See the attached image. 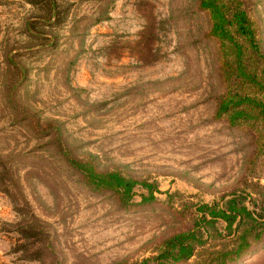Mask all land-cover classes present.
I'll use <instances>...</instances> for the list:
<instances>
[{"label":"rangeland","instance_id":"374dc122","mask_svg":"<svg viewBox=\"0 0 264 264\" xmlns=\"http://www.w3.org/2000/svg\"><path fill=\"white\" fill-rule=\"evenodd\" d=\"M242 3L264 54V0ZM46 7L0 0V264L138 260L189 226L182 203L263 183L264 144L213 117L219 43L197 0ZM88 156L158 193L120 208L69 168ZM232 264H264V235Z\"/></svg>","mask_w":264,"mask_h":264},{"label":"trees","instance_id":"16d2710c","mask_svg":"<svg viewBox=\"0 0 264 264\" xmlns=\"http://www.w3.org/2000/svg\"><path fill=\"white\" fill-rule=\"evenodd\" d=\"M26 1L40 11L55 4V0ZM242 4V0H197L198 8L208 15L206 35L219 43L218 76L224 91L213 117L230 126L248 125L255 147L262 149L264 54L255 23ZM68 166L80 175L83 187L109 195L120 208L131 206L135 197L141 204L151 202L158 193L149 177L135 178L119 167L100 170L91 156L71 157ZM182 212L189 215L187 228L162 238L153 254L119 264H232L264 235V180L260 184L242 179L239 187L210 202L182 203Z\"/></svg>","mask_w":264,"mask_h":264}]
</instances>
